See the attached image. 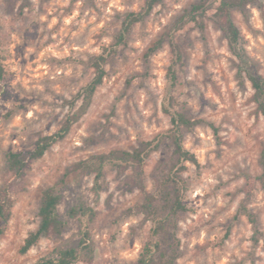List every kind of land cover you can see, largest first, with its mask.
Returning <instances> with one entry per match:
<instances>
[{
    "label": "clouds",
    "instance_id": "obj_1",
    "mask_svg": "<svg viewBox=\"0 0 264 264\" xmlns=\"http://www.w3.org/2000/svg\"><path fill=\"white\" fill-rule=\"evenodd\" d=\"M0 264H264V0H0Z\"/></svg>",
    "mask_w": 264,
    "mask_h": 264
}]
</instances>
